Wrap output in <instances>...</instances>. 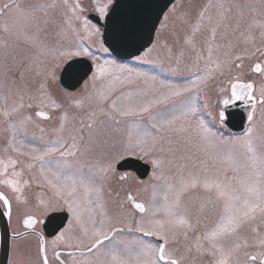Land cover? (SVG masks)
<instances>
[{
    "label": "snow or ice",
    "instance_id": "obj_1",
    "mask_svg": "<svg viewBox=\"0 0 264 264\" xmlns=\"http://www.w3.org/2000/svg\"><path fill=\"white\" fill-rule=\"evenodd\" d=\"M145 8L95 0L90 18L82 0H12L0 7V18L7 17L0 23V70L5 83L17 72L21 82L15 92L0 89V131L7 134L0 147V186L7 190H0V215L10 222L13 202L25 208L23 225L31 231L14 238L35 235L39 259L23 264H197L188 256L193 250L207 257L201 264H264V0H207L194 18L191 7L184 9L183 44L175 52L168 40L160 44L168 53L160 74L97 55L136 48L143 50L137 61L155 63L148 59L157 48L152 36L169 28V17L152 19ZM21 45L31 55L9 64ZM256 53L261 62L250 72L259 74L258 88L240 71ZM83 60L91 62L88 90L66 93L65 104L51 85L58 71L68 76L73 62ZM25 72L40 77L34 93ZM212 82L214 104L205 95ZM34 106L44 121L52 120L45 109L59 112L56 126L46 129L25 112ZM230 116L241 120L239 134L222 131ZM29 125L40 135L30 134ZM128 157L151 166L146 180L132 177L135 193L123 184L129 174L118 172ZM33 185L41 193L39 216L25 195ZM60 211L69 214L66 226L49 243L37 226ZM248 229L250 239L242 235Z\"/></svg>",
    "mask_w": 264,
    "mask_h": 264
},
{
    "label": "rangeland",
    "instance_id": "obj_2",
    "mask_svg": "<svg viewBox=\"0 0 264 264\" xmlns=\"http://www.w3.org/2000/svg\"><path fill=\"white\" fill-rule=\"evenodd\" d=\"M22 2L25 5H27L29 3H33L34 0H22ZM94 2H95V0L94 1L82 0V3H84L89 8V11L91 10ZM206 2H207V0H176L175 1L173 6L169 9V11L166 14L169 17V19L167 21L169 28L160 31L159 37L156 38V40H155V43H157V48L148 57V59L155 61V63H145V62L137 61L135 58L129 62H123V61H118V60H116V61L118 63L128 64L129 66H131L137 70H140V71L160 74V72L163 69H166L168 67V62H167L168 53H167L166 49H164L163 47L160 46V44L164 40H168L169 44H171L173 46V51L174 52L177 51L180 48V46L183 44L184 34L188 30V26L185 24H182L180 19L178 18L180 13L184 9L191 7L192 17L194 18L196 15V12L199 10V7ZM230 2L243 3L244 0H230ZM5 3L11 4L12 0H0V7H2L3 4H5ZM181 5H183V7H181ZM173 8L176 9L175 13H173L171 11ZM3 19H7V17L0 18V23L3 22ZM173 33H175V35H173ZM206 35H207V33H202L201 35L197 36L196 39H197L198 45L200 44V42L203 40L204 36H206ZM177 36L179 37V41H177V39H176ZM256 37L257 38L255 41V44L257 47H259V46H261V41L259 39V33L258 32L256 33ZM4 38H5L4 33L2 31H0V39H4ZM48 39L50 42H54V40L56 38L54 36H50ZM93 47L95 48L98 46L95 43H93ZM30 55H31V50L27 49L23 45H21L15 52L10 53V55L8 56V63L13 64L14 63L13 58H15V60L18 61V60L25 58V57H28ZM97 55L101 56L102 59L103 58L114 59L113 56L111 55V53L109 55V54L97 51ZM141 55H143V53ZM191 55H192L191 52H189L186 55V57H185L186 61H188V59ZM258 59L261 60L260 53H256V56L253 57L251 60L246 59L244 62L243 69L240 70L244 74L245 79H252L256 82L257 88L260 86L261 78L259 75L250 72V68L254 65L253 62H256ZM28 62L29 61L27 59H24L25 65H27ZM161 62L163 63V68H161V66H160ZM3 63H4V56L2 53H0V65H2ZM15 74L16 73H10L9 79L5 83L3 80L2 70H0V89H3L6 92L8 91V89H11L12 92H15V90L21 84L18 77L16 79L17 81L16 80L13 81V77H16ZM57 75L59 76V71L57 72ZM39 81H40V77H36L33 72H25V82L27 83V85L29 86L30 89H32L31 84L33 83L35 85V87H34V90H35ZM87 84H88V79L84 82L83 86L77 92H65L64 89L59 84V80H58L56 83L51 85L50 90L52 92V95L55 98H57L58 100H62V101L67 103V100L65 99L66 93H70L74 96H80L88 90V88L86 87ZM205 95H206L207 99L209 100V102L211 104H214L215 96H216V82H212L209 84L208 88L205 90ZM12 99H15V97L10 96L9 103L12 102ZM25 102H27L26 99H25ZM258 115H259V113H258ZM0 127H4V126L0 125ZM259 127H260V124H259V120H258V131H259ZM222 131L224 132L225 135H228V133H229V131L226 129H223ZM232 134L236 135L239 133H232ZM2 136L4 137V133L2 134ZM2 136L0 135V137H2ZM3 145H4V143L3 144L1 143L0 147H3ZM0 155H2V152H0ZM150 174H151V172H150ZM150 174H149V176H150ZM132 177L138 178L136 176H132ZM132 177L129 181H127V183H124V186H126V187L129 186V188L133 191V193H135L136 190L138 189L139 185L135 182L134 179H132ZM24 178L27 179L28 177L25 175ZM144 180H146V179H144ZM118 186L119 185L116 184L113 187H118ZM5 191L7 192L6 189H5ZM8 194L11 198L12 194L10 192H8ZM123 195H124V193H121V198H123ZM143 195L144 194L141 193V197H143ZM138 198H140V197H138ZM24 211H25V208H19V209L15 210L16 214H18V216H20L21 218L25 217ZM14 223H16V222L14 221ZM15 228L22 229L21 226H19V225H16ZM242 235H244L245 237H248L250 239L252 236V232L250 229H248V230H245L242 233ZM185 243L186 242L181 239L180 244H179L181 252L184 251ZM12 245H13L12 246V252L14 253V251H17V250L19 252L23 251L25 254V255L23 254L24 259H26V253L29 250H32L33 241L31 240V238H25V239H22L20 241H14ZM35 248L38 249L37 243L35 245ZM248 251H254V250L248 249ZM188 256H189V259L196 258L197 264H201V260H203V261L207 260V257H203V258L196 257V253L194 250H193V252L189 253ZM241 259L243 260L245 258L243 256H241ZM10 264H14V260H11Z\"/></svg>",
    "mask_w": 264,
    "mask_h": 264
},
{
    "label": "water",
    "instance_id": "obj_3",
    "mask_svg": "<svg viewBox=\"0 0 264 264\" xmlns=\"http://www.w3.org/2000/svg\"><path fill=\"white\" fill-rule=\"evenodd\" d=\"M174 0H120V3L123 5H131V4H138V5H145V11L151 16L152 19H155L157 15H159V19H161L163 13L167 10V8L171 5ZM90 18H92L95 14L89 13ZM106 21L99 22V26L102 27L103 32L107 35L106 29L103 25ZM158 25V24H157ZM156 25V27H157ZM155 33V32H154ZM154 33L152 36V41L154 37ZM148 37L145 35L143 42L145 43V47H148ZM105 45L108 46V42H105ZM109 50L111 53L117 57L118 59H129L136 55H139L143 50L137 51L136 48H128V47H121L116 51L110 47ZM91 64L90 61L83 60L82 62H73V70L70 75L65 76L64 73H61V84L69 89L74 90L79 87L82 82L89 76L90 72H88V67ZM66 67V65H65ZM87 73V75H86ZM232 111L231 109L229 110ZM230 122L228 124V129L232 132H239L241 131V120L239 117H231L229 118ZM120 170H133L137 173L138 177L144 179L148 176L151 166L146 164L145 162L136 159V158H127L126 160L121 162V165L118 166ZM58 214L53 215L57 217ZM58 218L61 223L57 224L55 229L58 230L64 224L66 220V213L59 214ZM12 234L10 232L9 224L4 215H0V264H8L9 263V256H10V248H11V239Z\"/></svg>",
    "mask_w": 264,
    "mask_h": 264
},
{
    "label": "flooded vegetation",
    "instance_id": "obj_4",
    "mask_svg": "<svg viewBox=\"0 0 264 264\" xmlns=\"http://www.w3.org/2000/svg\"><path fill=\"white\" fill-rule=\"evenodd\" d=\"M174 4V3H173ZM173 4H172V6H173ZM172 6H170V8L172 7ZM169 8V9H170ZM169 9L164 13V15H166L167 14V12L169 11ZM163 15V16H164ZM163 16H162V18H161V22H163ZM157 29H159V25H158V27H157ZM156 38H157V35H156V33H155V38H154V42L153 43H155V40H156ZM133 59H130V60H127V61H125V62H129V61H132ZM256 62H261V60H257ZM254 66V65H253ZM252 66V67H253ZM254 74H256V73H254ZM16 75V77H13V81H15L16 79H17V77L19 78V73H16L15 74ZM257 75H259V74H257ZM59 78H60V75H59ZM17 81V80H16ZM59 84H60V80H59ZM61 85V84H60ZM31 87H32V91H33V93L35 92V90H34V87H35V85L32 83L31 84ZM62 87V86H61ZM64 89V88H63ZM79 90H80V88H79ZM64 91L65 92H77L78 91V89L77 90H75V91H68L67 89H64ZM26 100H27V98H26ZM27 102L29 103V102H31V103H33L34 105H35V101H29V100H27ZM27 102H25L26 104H27ZM66 103V102H65ZM38 109L34 106L33 108H31V109H25V112H27L28 114H30V115H32L33 116V118H34V120H36V122H38L42 127H45L46 129H51V128H53V127H55L56 126V124L58 123V116H59V112H57V111H55V110H50V109H45L46 111H49V113H50V115L52 116V120H50V121H44V120H42V119H40V118H36L35 117V112L37 111ZM3 127H0V129H2ZM28 131H29V133L30 134H32V133H34V134H36L37 136L38 135H40V132H39V129L38 128H36L34 125H29V128H28ZM0 135L2 136V134H3V132L2 131H0ZM6 133H4V137L2 136V137H0V144L2 143H4L5 144V137H6ZM119 173H127V174H129V176H130V179H131V177L132 176H136L135 175V173H133L132 171H118ZM25 175L28 177V174L27 173H25ZM29 178V177H28ZM129 179V180H130ZM128 180V181H129ZM124 183H127V181H125V182H123V184ZM128 188H129V186H127ZM0 190H5V189H3L2 188V186H0ZM25 195L28 197V199H29V205H28V208L34 213V214H36L37 216H39L40 214H41V209H38L37 208V196L38 195H41V193H40V190L35 186V185H33L31 188H29V189H26V192H25ZM42 198H44V199H47V197L46 196H42ZM20 208H24V206H20ZM18 208H17V205L15 204V202H13V215H12V219H11V221L9 222V225H10V228H11V232H12V234L14 235V233L15 232H25V233H28V232H30L31 230H29V229H27L24 225H23V220H24V218L25 217H20V216H18V214H16V212H15V210H17ZM60 212H63V211H60ZM53 213H58V212H50V213H48L46 216H44V223L43 224H41V225H38L37 226V231H43V233H44V235H45V238L49 241V243H50V241L54 238V236L55 235H57L58 234V232L60 231V230H62V228L64 227V226H66V223H67V221H66V223H65V225L57 232V233H55V234H52V232H53V229L55 228V226H54V224L52 223V220L51 221H49L48 220V217L50 216V215H52ZM69 215V214H68ZM8 219V218H7ZM9 221V220H8ZM14 221L16 222V223H14ZM16 225H19V226H21V228L22 229H20V228H15L16 227ZM15 228V229H14ZM25 238H31V240L33 241V247H32V250H29L27 253H26V259H24V256H23V254H24V252L22 251V252H19L18 250L17 251H14V253L12 252V257H11V260H14V264H17V262H20V264H23V262H26V261H28L29 259H31V260H38L39 259V257H38V253H37V249L35 248V245H36V243H37V247H38V240H37V237L35 236V235H26L24 238H14L13 239V242L14 241H20V240H22V239H25ZM25 255V254H24ZM51 255H52V253H51V247H49V257H50V259H51ZM62 259H65V260H67L68 259V257L67 256H62Z\"/></svg>",
    "mask_w": 264,
    "mask_h": 264
},
{
    "label": "bare ground",
    "instance_id": "obj_5",
    "mask_svg": "<svg viewBox=\"0 0 264 264\" xmlns=\"http://www.w3.org/2000/svg\"><path fill=\"white\" fill-rule=\"evenodd\" d=\"M60 72H61V71H59V75H60ZM79 88H80V87H79ZM79 88H78V90H79Z\"/></svg>",
    "mask_w": 264,
    "mask_h": 264
}]
</instances>
